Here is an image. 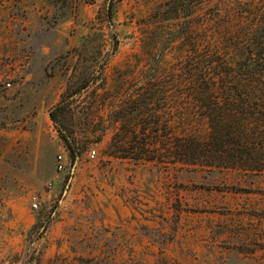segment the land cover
Here are the masks:
<instances>
[{
  "label": "rangeland",
  "instance_id": "374dc122",
  "mask_svg": "<svg viewBox=\"0 0 264 264\" xmlns=\"http://www.w3.org/2000/svg\"><path fill=\"white\" fill-rule=\"evenodd\" d=\"M170 1L0 0V264H264V174H207L115 149L133 121L127 111L110 123L112 107L146 89L147 74L161 85L186 54L177 38L150 70L183 20L164 13ZM190 2L193 33L264 27V0ZM71 94L60 119L83 149L73 165L49 118Z\"/></svg>",
  "mask_w": 264,
  "mask_h": 264
},
{
  "label": "trees",
  "instance_id": "16d2710c",
  "mask_svg": "<svg viewBox=\"0 0 264 264\" xmlns=\"http://www.w3.org/2000/svg\"><path fill=\"white\" fill-rule=\"evenodd\" d=\"M190 1L171 0L165 5V14H176L183 20L154 55L150 70L157 73L164 51L177 38L185 37V50L181 52L186 54L165 73L161 89L154 86L156 74H147L150 82L146 89L137 92L131 102L112 107L110 123L122 121L127 111L133 121L124 134L129 143L118 144L115 149L122 158L207 174H264V27L241 34L199 26L200 32L193 33L189 18L195 10ZM208 30H213L211 35ZM215 34L219 40H213ZM114 43L116 46L117 40ZM95 81L91 79L84 89ZM73 96L49 111L69 151L71 165L83 149L65 133L60 114L70 106ZM157 97L162 102H155ZM141 117L139 132L136 124ZM173 120H177V126ZM198 126H204V130ZM122 136L117 134V138ZM49 223L50 216L32 226L29 235L34 234V241L43 238ZM35 260L39 264V258Z\"/></svg>",
  "mask_w": 264,
  "mask_h": 264
},
{
  "label": "built area",
  "instance_id": "2783aa9c",
  "mask_svg": "<svg viewBox=\"0 0 264 264\" xmlns=\"http://www.w3.org/2000/svg\"><path fill=\"white\" fill-rule=\"evenodd\" d=\"M95 155L94 152L90 154V157L93 158ZM67 158L65 155H58L56 158V169L60 172L65 170L66 164H67ZM33 207L36 208V204H33Z\"/></svg>",
  "mask_w": 264,
  "mask_h": 264
},
{
  "label": "water",
  "instance_id": "95a60500",
  "mask_svg": "<svg viewBox=\"0 0 264 264\" xmlns=\"http://www.w3.org/2000/svg\"><path fill=\"white\" fill-rule=\"evenodd\" d=\"M74 169V166L72 167V170Z\"/></svg>",
  "mask_w": 264,
  "mask_h": 264
}]
</instances>
